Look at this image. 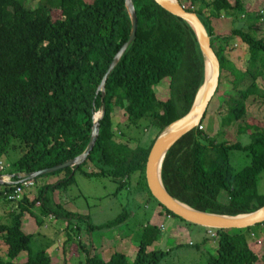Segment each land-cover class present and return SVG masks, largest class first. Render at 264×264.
Here are the masks:
<instances>
[{"label":"trees","instance_id":"obj_1","mask_svg":"<svg viewBox=\"0 0 264 264\" xmlns=\"http://www.w3.org/2000/svg\"><path fill=\"white\" fill-rule=\"evenodd\" d=\"M180 2L188 12L197 14L212 37L221 63L215 96L225 77L236 92L225 102L229 113L233 121H245L250 99L264 104V88L259 85L264 81V38L257 37L254 28L232 30L231 35L249 48L248 67L241 72L226 58L224 46H218L221 37L216 36L212 21L226 17L237 22L250 16L251 9L246 0ZM133 3L138 16L136 39L106 82V110L87 161L76 169L50 174L65 172L67 177L64 182L41 188L33 200L24 196L16 205L4 198L12 185L0 186V190L5 187L0 191V201L6 200L13 207L8 223L0 226L2 244L8 248L7 260L0 258V264H17L23 253L28 254L25 264H52L45 249L32 251L34 236L23 229L26 213L38 204L44 216L67 223L68 241L82 234L84 227L91 233L124 222L125 217L97 226L89 215L68 212L55 202V192L73 185L76 172L111 178L119 185L116 193L138 176L139 185L155 200L146 182L149 153L164 129L190 111L204 82L205 64L196 36L185 21L154 0ZM255 18L257 23L264 19V11ZM131 28L125 0H38L33 8L25 0H0V163L20 154L10 165L12 168L0 171V175L13 177L15 183L24 174L59 166L85 152L94 117L103 109L98 89L114 57L129 40ZM166 79H170L169 95L159 99L156 87ZM241 86L244 88L239 89ZM117 109L123 114L122 124L114 122ZM206 115L198 128L167 153L162 165L166 190L180 202L206 213L238 216L257 211L264 206V196L259 193V178L264 174V130L248 124L243 132L254 131L247 146L219 142L217 136L200 130ZM140 131L154 137L149 144H141L137 137ZM131 142L137 146L132 148ZM234 152L245 154L248 165L236 169L231 159ZM89 163L95 164L98 173L84 172ZM162 210L195 226L163 207ZM35 218L42 226L41 220ZM260 229L264 230V223L244 230H213L217 253L206 255V264H264V256L259 258L250 247L252 239L261 235ZM161 232L150 224L142 228L139 250L132 263L122 254L106 262L81 242L84 264H187L171 262L172 250H152Z\"/></svg>","mask_w":264,"mask_h":264},{"label":"rangeland","instance_id":"obj_2","mask_svg":"<svg viewBox=\"0 0 264 264\" xmlns=\"http://www.w3.org/2000/svg\"><path fill=\"white\" fill-rule=\"evenodd\" d=\"M25 3L27 6L33 8L37 5L38 0H25ZM246 5L250 9L252 6L253 10L250 16H246L247 21L251 19L256 20L255 15L261 14L264 11V0H246ZM260 22L262 24L260 26V28L262 27V30H260L261 33H259L257 30V37L264 38V20ZM236 24L239 25L238 23ZM252 35L255 36L254 33ZM243 62V66L247 68V62H245V60ZM244 67L241 68L243 69ZM238 78L241 79V75H238ZM221 81L223 85L220 87L219 94L213 98L210 104L206 119L203 124V130L210 136H217L219 142H239L242 145L247 146L251 143L250 134L254 131L250 130L246 133L243 132L245 131L244 128H246L248 124L254 125L255 127L264 130V104L259 101L254 102L250 99L246 103L248 113L245 121H233V117L230 115L225 102L230 96H235L236 92L233 90L232 86L228 85L225 77H223ZM169 85L170 79H166L158 87H156V91L159 92L164 90L163 87H166L168 92L166 95H169ZM259 85L260 88L263 89L264 81H259ZM243 88L244 86L239 87V89ZM122 115V112L117 109L116 115L114 117V122L116 124H122L124 122ZM118 133L120 134V132ZM151 136L152 135H150V133H144L143 131H140L139 135H137V137L140 138L141 144L143 145L150 143L151 139L154 138ZM120 137L122 136H118V138ZM130 146L134 148L137 146V143L131 142ZM19 155V153H15L12 155L10 160L2 161L5 166V172L12 168L10 165L18 159ZM231 159L232 164L236 169L245 167L248 165L249 161L245 154L240 152L232 153ZM88 165L94 166L95 164L89 163ZM135 179L136 178L133 177L131 184L126 185L120 193H116L119 185L111 178L87 177L82 172H76L74 184L71 185L66 191L67 196L70 199V207L75 209L81 215H89L93 224L95 225L106 226L107 224L116 221L118 218L125 217L122 224H117L113 227L104 229L100 232L97 231L92 234L91 240H93L94 246L99 248L100 251L102 248H105L106 251L113 249V253L119 251L122 240L119 242L118 239H124L125 242L128 243L126 240L128 234H139L143 225L150 221L154 209L158 205L150 196L148 191L144 187H141L137 179L136 181ZM6 182V185H8L9 180L6 179ZM0 191H5V187L1 188ZM259 193L264 196V174H262L259 178ZM30 195L32 196L31 198H36L38 196V189H35ZM31 198L29 200H31ZM221 198L224 200V194L221 196ZM4 204L10 205L6 200L4 201ZM175 220L177 219L175 218ZM177 221L180 222L179 220ZM0 223H4V221ZM164 223L165 230L161 232V241L159 245L154 247L155 250L165 251L167 248L172 249V255L169 257V260L173 263L178 257L180 259L184 254L197 252V245L202 244L200 237L206 233V229H202L204 231L199 234L192 233L190 237L183 235L177 239L173 238L175 231L174 223H171L170 221H166ZM85 228L86 227H84L82 231V236L86 237L87 231ZM42 238V235H38V231H36L31 245L32 251L34 253H38L44 249L45 242H41ZM84 238L81 241H84ZM188 240L193 241L196 246H184L182 249L178 250L177 244L181 242L185 244L188 242ZM0 242H3V236L1 234ZM40 242L43 246H40ZM65 242L69 243L68 240ZM0 255L4 254L0 253ZM25 256L28 257V254L23 253L17 262L22 261ZM79 259L80 257L77 256L76 261L73 264H79ZM206 262L207 259L204 256L201 260V263L199 262V264H206ZM55 263L58 264L57 261Z\"/></svg>","mask_w":264,"mask_h":264},{"label":"water","instance_id":"obj_3","mask_svg":"<svg viewBox=\"0 0 264 264\" xmlns=\"http://www.w3.org/2000/svg\"><path fill=\"white\" fill-rule=\"evenodd\" d=\"M161 8L185 21L193 30L201 54L204 59V82L198 91L190 111L182 118L176 120L155 140L146 163V182L151 195L165 209L185 222L210 230H244L264 223V206L249 214L227 216L211 214L196 210L172 197L166 190L162 181V165L170 149L185 135L198 128L205 117L208 108L216 95L220 84L221 63L216 49L212 44V37L195 13L188 12L180 0H154ZM126 8L131 19V33L129 40L122 46L114 57L103 81L98 89L102 92V112L94 117V126L90 143L85 152L73 160L59 166L45 169L32 174H24L20 178L34 180L47 174H53L67 168H78L83 165L94 150L100 132V121L105 114V86L109 76L117 67L126 50L136 39L138 29V16L133 0H125ZM6 176L0 175V186L6 185Z\"/></svg>","mask_w":264,"mask_h":264},{"label":"crops","instance_id":"obj_4","mask_svg":"<svg viewBox=\"0 0 264 264\" xmlns=\"http://www.w3.org/2000/svg\"><path fill=\"white\" fill-rule=\"evenodd\" d=\"M252 11L253 10L251 6V13ZM260 21L258 23L252 19L247 21L246 16H243L241 19L237 20V22H233L232 19L226 18V17L213 19L212 21L216 36L221 37V43H218V46L219 45L224 46L225 51H226L225 52L226 58L232 63V65L238 71L245 72L247 69L243 66L244 64L243 61L245 60V62H247L248 64L249 48L245 43H243L240 40V38L233 37L231 35L232 30H234V28L236 27L244 28L245 31H247V29L249 28H254L256 29V31L258 30V32L261 33L260 30H262L261 29L262 27L260 28V26L262 24ZM236 23H238L239 25H237ZM259 38H262V37H259ZM241 67H244V68L242 69ZM163 89L164 90H161L159 92L156 91L157 97L159 99H164L168 97V95H166L168 94L166 90L167 88L163 87ZM94 166L87 165L86 167H84L83 170L84 172H88L90 174H96L98 173V169L96 168V166L95 167ZM66 177H67V174L65 172H61L56 175L47 174V176L41 177L39 179H34L36 186L33 189L34 190L38 189V193H39L40 189L43 188L44 186H49L53 184H58L60 182H64L66 180ZM135 178L138 181V176H135ZM69 187H67V189ZM67 189H58L55 192L54 194L55 202L63 206L64 209L67 210L68 212H71L74 214H80L75 209H72L70 207V199L68 198L67 192H66ZM34 190L29 191L28 192L29 195L28 193L26 194V196H28L27 198L30 199L32 197L30 194ZM32 199L33 198H31V200ZM12 204L16 205L17 203H12ZM41 211H42V207L40 204H38L36 207L31 209L30 213H26L24 220H23V229L26 233L31 234L33 236L36 234V231H38V235H42L43 238L41 242H45L44 249L46 250L47 254L50 256L52 264H56L55 263L56 261L58 264H73L76 261L77 256L80 257V259L78 260L79 264H84L85 254L83 252L84 250L80 246L81 242L87 246H90L94 250L93 254L97 253L100 256L102 255L103 256V257L101 256L102 259L106 262H110L113 256L116 254H122L131 263L135 261L138 250H139V236L141 232L137 235L128 234V236L126 237V240L128 241V243H126L124 239H121V238L118 239L119 242L121 240L122 241L120 243L121 248L116 253H113V249H111L110 251H106L105 248H102V250L100 251L99 248L94 246L93 240H91V238L94 232H97V231L100 232V231H103L104 229L96 230L91 233L87 232L86 237L80 234L79 236L72 237L73 239L72 242L68 241L69 243H66L65 241L68 240L69 238L68 230H67V223L64 221L57 220L56 218H53L52 216L46 217L41 213ZM12 212H13V207L11 205H7V204L5 205L4 201H0V222L4 221V223H0V226L8 223ZM35 216H37L41 220V222L43 223L42 226L38 225V222ZM166 221L167 222L170 221L171 223H174L175 231H174L173 238H177V239H179L180 236H183V235L190 237L192 233L199 234L204 231L202 229H206V228H202L199 226H188L182 222H178L177 220H175V218L167 215L162 210V207H160L159 205L155 207L150 221L147 224L143 225L142 228L150 224L153 226H157L158 228L163 227V230L161 231H164L165 230L164 222ZM259 233H261V235L259 237L254 238V240L252 239L250 243V247L258 255L259 258H262L264 256V230L260 229ZM83 238H84V241H81L83 240ZM200 240H202V244L197 245L198 247L197 252L184 254L183 256H181L182 259L179 260L177 258L175 262L185 261L187 264H196L199 262L201 263V260L203 259L204 256L206 257V255L215 256L217 253L218 244L217 242H215V240H213V238L209 236L208 229H206V233L200 237ZM160 241L161 240L159 239L152 246V250H155L154 247L156 245H159ZM41 242H40V246H43ZM177 245L178 246L180 245L183 247L184 246H192V247L196 246V244L191 240H188V242L185 244L181 242V243H178ZM169 250H172V249L167 248L165 251H169ZM7 252H8V248L4 246L2 242H0V253L4 254V255H0V258H2L3 260H7ZM20 258L21 256L18 258V260ZM27 259L28 257L25 256L24 259L22 261L17 262V264H24L27 262ZM257 264H263V263L259 262Z\"/></svg>","mask_w":264,"mask_h":264},{"label":"built area","instance_id":"obj_5","mask_svg":"<svg viewBox=\"0 0 264 264\" xmlns=\"http://www.w3.org/2000/svg\"><path fill=\"white\" fill-rule=\"evenodd\" d=\"M202 129L203 127H200V130ZM4 170V164L0 163V171ZM6 179L9 180L8 185H12V188L10 191L6 190L4 192V198L11 203H18L19 201H21L23 197L26 196L29 191L34 190L33 188L36 186L35 180L20 178L18 182L14 183L12 180L13 178H11L10 176H6ZM160 230H163V227H161ZM209 236H211L212 238L215 237V233L213 232V230H209Z\"/></svg>","mask_w":264,"mask_h":264}]
</instances>
